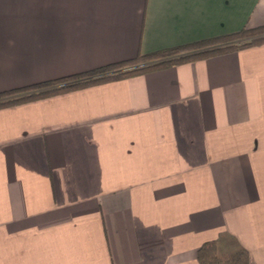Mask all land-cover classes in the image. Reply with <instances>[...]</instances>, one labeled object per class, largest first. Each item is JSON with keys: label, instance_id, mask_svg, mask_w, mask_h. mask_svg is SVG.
Returning <instances> with one entry per match:
<instances>
[{"label": "crops", "instance_id": "obj_1", "mask_svg": "<svg viewBox=\"0 0 264 264\" xmlns=\"http://www.w3.org/2000/svg\"><path fill=\"white\" fill-rule=\"evenodd\" d=\"M264 25V0H0V93ZM264 264V44L0 109V264Z\"/></svg>", "mask_w": 264, "mask_h": 264}, {"label": "trees", "instance_id": "obj_2", "mask_svg": "<svg viewBox=\"0 0 264 264\" xmlns=\"http://www.w3.org/2000/svg\"><path fill=\"white\" fill-rule=\"evenodd\" d=\"M264 44V25L199 43L181 46L109 64L85 73L63 77L18 90L0 93V109L22 105L53 96L125 80L146 73L164 70L199 59ZM217 241H207L197 251L199 264H249V254L243 248L221 256Z\"/></svg>", "mask_w": 264, "mask_h": 264}, {"label": "rangeland", "instance_id": "obj_3", "mask_svg": "<svg viewBox=\"0 0 264 264\" xmlns=\"http://www.w3.org/2000/svg\"><path fill=\"white\" fill-rule=\"evenodd\" d=\"M224 249H222V247H221V250L219 251V254L221 255V256H225V252L223 251Z\"/></svg>", "mask_w": 264, "mask_h": 264}]
</instances>
